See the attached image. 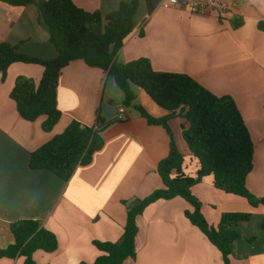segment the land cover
<instances>
[{
  "label": "crops",
  "instance_id": "crops-1",
  "mask_svg": "<svg viewBox=\"0 0 264 264\" xmlns=\"http://www.w3.org/2000/svg\"><path fill=\"white\" fill-rule=\"evenodd\" d=\"M72 1L105 17L121 3L134 0ZM136 1L135 28L116 61L126 64L144 57L155 71L186 74L218 96H231L254 143L247 188L256 197H264V0H222L232 3L223 14L156 7L150 15L145 0ZM234 16L243 19L240 28H232ZM2 43L40 60L57 56L36 4L16 7L0 1ZM43 72L39 64L14 63L4 78L0 73V249L14 242L12 223L33 219L58 241L54 253L34 254L37 264L93 263L102 254L93 242H118L132 201L162 187L157 164L167 157L170 138L162 126L149 124L133 106H123L125 118L113 117L115 122L103 132V148L89 164L79 166L69 181L46 170H32L31 153L62 134L72 121L93 126L100 110L108 121L112 118L103 105L115 99L118 108L123 102L114 93L116 84L106 71L75 60L59 77L57 107L61 117L45 131L42 125L47 116L25 120L10 97L18 77L39 83ZM133 90L135 104L151 117L172 114L168 126L187 160L186 172L193 175L197 168L190 162L183 139L182 125L187 124L180 111L171 113L142 89ZM192 193L214 227L225 212L251 213L250 220L237 227L241 238L232 244L230 261L264 264L263 206L253 207L240 196L216 189L212 176L195 185ZM188 209L189 204L181 198L149 205L137 220L136 256L125 264H223L219 250L185 216ZM0 264H24V259L2 258Z\"/></svg>",
  "mask_w": 264,
  "mask_h": 264
},
{
  "label": "trees",
  "instance_id": "trees-1",
  "mask_svg": "<svg viewBox=\"0 0 264 264\" xmlns=\"http://www.w3.org/2000/svg\"><path fill=\"white\" fill-rule=\"evenodd\" d=\"M16 7L36 4L43 24L49 31L57 56L40 60L20 53L17 47L0 44V73L3 78L14 63L39 64L44 68L39 83L20 76L10 93L19 115L28 121L47 116L42 127L50 131L59 121L57 87L62 70L75 60L107 72L123 94L122 106L134 107L149 124L160 125L170 138L169 153L157 164L162 187L147 197L136 198L127 211V219L118 242L94 241L102 253L93 263L125 264L136 256L137 220L144 210L158 201L175 198L185 200L190 209L185 212L189 222L197 227L221 253L223 264H231L232 244L241 238L237 227L251 218V213L225 212L217 227L209 224L202 213V204L192 188L207 176L213 177L214 187L228 194L240 196L253 207H264V197H256L247 188V177L253 170L254 143L235 100L228 95L218 96L191 76L181 73L158 72L147 58L126 64L116 61L118 52L135 28L138 1L123 2L117 11L103 17L99 12H88L72 0H0ZM150 15L157 0H145ZM233 29L243 25V19L230 20ZM142 89L158 106L173 113L180 111L187 126L182 135L190 153V162L196 164L193 175L186 172L187 160L179 150L168 126V115L154 118L142 106L136 105L133 88ZM102 115L93 126L72 121L66 130L32 152L29 167L32 170L52 172L67 182L79 166L91 162L93 155L104 146L103 132L115 122ZM14 242L0 249V259L22 257L24 264H37V251L54 253L57 237L33 219L14 222L10 226ZM264 229V220L262 223Z\"/></svg>",
  "mask_w": 264,
  "mask_h": 264
},
{
  "label": "built area",
  "instance_id": "built-area-1",
  "mask_svg": "<svg viewBox=\"0 0 264 264\" xmlns=\"http://www.w3.org/2000/svg\"><path fill=\"white\" fill-rule=\"evenodd\" d=\"M232 3L222 0H157V7L170 9L173 7H181L189 10L193 14H203L208 10H213L219 14L227 13ZM125 108L118 106L116 117L119 120L125 118Z\"/></svg>",
  "mask_w": 264,
  "mask_h": 264
},
{
  "label": "water",
  "instance_id": "water-1",
  "mask_svg": "<svg viewBox=\"0 0 264 264\" xmlns=\"http://www.w3.org/2000/svg\"><path fill=\"white\" fill-rule=\"evenodd\" d=\"M103 110L105 114L111 118L115 117L117 114V100H110L103 105Z\"/></svg>",
  "mask_w": 264,
  "mask_h": 264
},
{
  "label": "rangeland",
  "instance_id": "rangeland-1",
  "mask_svg": "<svg viewBox=\"0 0 264 264\" xmlns=\"http://www.w3.org/2000/svg\"><path fill=\"white\" fill-rule=\"evenodd\" d=\"M114 93L118 94L120 99L124 98L121 90L117 86H115V88H114Z\"/></svg>",
  "mask_w": 264,
  "mask_h": 264
}]
</instances>
